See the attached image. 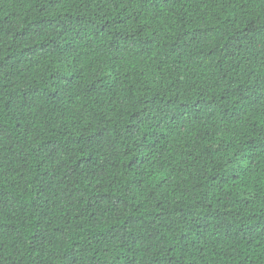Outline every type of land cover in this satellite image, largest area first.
Returning <instances> with one entry per match:
<instances>
[{
	"label": "trees",
	"instance_id": "1",
	"mask_svg": "<svg viewBox=\"0 0 264 264\" xmlns=\"http://www.w3.org/2000/svg\"><path fill=\"white\" fill-rule=\"evenodd\" d=\"M0 264H264V0H0Z\"/></svg>",
	"mask_w": 264,
	"mask_h": 264
}]
</instances>
